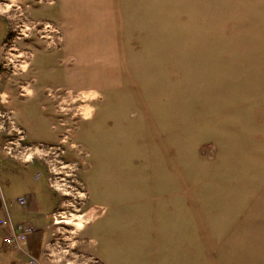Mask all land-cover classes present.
Masks as SVG:
<instances>
[{
    "label": "rangeland",
    "instance_id": "rangeland-1",
    "mask_svg": "<svg viewBox=\"0 0 264 264\" xmlns=\"http://www.w3.org/2000/svg\"><path fill=\"white\" fill-rule=\"evenodd\" d=\"M0 46V188L20 210L47 178L40 264H264V0H0Z\"/></svg>",
    "mask_w": 264,
    "mask_h": 264
},
{
    "label": "crops",
    "instance_id": "crops-1",
    "mask_svg": "<svg viewBox=\"0 0 264 264\" xmlns=\"http://www.w3.org/2000/svg\"><path fill=\"white\" fill-rule=\"evenodd\" d=\"M40 89L41 88L36 90L35 88L32 93L29 91V89H27L26 96H37V94L41 96ZM9 103L11 104V102ZM146 161L148 162L150 160L146 159ZM173 168L175 172L174 160ZM42 176L43 174L40 170H37L34 173L35 180L41 182L44 181L43 189L41 191L43 195L42 199H40V202H38L37 192H30L26 195H20L15 199V203L20 207H26L21 208L20 210H17V208H11L13 202L10 199V187H2V189L0 188V220L5 219L8 212L14 223H25L30 225L32 227V233L28 236V240L24 243V247L27 248L33 255L39 257L40 260L46 262L47 258L49 257L47 253L49 231L51 232V229L48 228L51 224V216L49 211L46 209H48V206L49 208L53 206L54 199L52 190L50 186H48L47 178ZM185 191L186 189L183 188V192ZM20 199H24V201L20 202ZM9 209H11L12 213L9 211ZM0 233H3L0 243V264H29V258L23 252L16 248L8 247L4 244L3 236L5 234V229L1 224ZM91 250L96 253L97 257H99V259L102 260L104 264H112V262L109 260V257H107L106 254L103 253L98 247H93Z\"/></svg>",
    "mask_w": 264,
    "mask_h": 264
},
{
    "label": "built area",
    "instance_id": "built-area-1",
    "mask_svg": "<svg viewBox=\"0 0 264 264\" xmlns=\"http://www.w3.org/2000/svg\"><path fill=\"white\" fill-rule=\"evenodd\" d=\"M23 201L24 199H20V202ZM0 224L6 231L3 237V242L6 246L16 248L23 252L29 258V264H37L40 262L39 257H36L24 247V243L28 240V236L32 233V227L30 225L25 223H14L8 212L7 217L0 220Z\"/></svg>",
    "mask_w": 264,
    "mask_h": 264
},
{
    "label": "bare ground",
    "instance_id": "bare-ground-1",
    "mask_svg": "<svg viewBox=\"0 0 264 264\" xmlns=\"http://www.w3.org/2000/svg\"><path fill=\"white\" fill-rule=\"evenodd\" d=\"M59 222H62V221H59Z\"/></svg>",
    "mask_w": 264,
    "mask_h": 264
}]
</instances>
